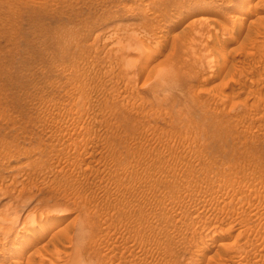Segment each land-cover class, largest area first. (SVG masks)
Returning a JSON list of instances; mask_svg holds the SVG:
<instances>
[{
	"label": "rangeland",
	"instance_id": "rangeland-1",
	"mask_svg": "<svg viewBox=\"0 0 264 264\" xmlns=\"http://www.w3.org/2000/svg\"><path fill=\"white\" fill-rule=\"evenodd\" d=\"M0 264H264V0H0Z\"/></svg>",
	"mask_w": 264,
	"mask_h": 264
},
{
	"label": "bare ground",
	"instance_id": "bare-ground-1",
	"mask_svg": "<svg viewBox=\"0 0 264 264\" xmlns=\"http://www.w3.org/2000/svg\"><path fill=\"white\" fill-rule=\"evenodd\" d=\"M198 2L200 1H196L194 2L193 4L197 5L199 4ZM186 7V5L184 6ZM183 8V7H182ZM187 8V7H186ZM139 12V11H138ZM222 12V11H220ZM141 15L142 16H148V14L150 13L147 9H141L140 11ZM248 12L247 11H239L238 13H233L231 15L232 17V23H231V27L232 29L235 31V32H231L230 31V35H229V40L231 42V40L233 41V39H235V34H237L236 32L241 29V27L243 26V21L246 19V17L248 16ZM262 17V16H261ZM198 18V17H197ZM196 18V19H197ZM201 21H205V22H208V23H214V21H217L218 18H216V14H201L200 17ZM199 19V20H200ZM262 21V20H261ZM203 22V23H205ZM206 24V23H205ZM188 23H183L182 25V28H184L185 26H187ZM231 29V30H232ZM232 30V31H233ZM227 42V41H226ZM230 187V186H229ZM224 189V188H222ZM233 189V188H232ZM249 197V196H248ZM248 199V198H247ZM58 217H55L54 215H44V216H39L38 218H33V219H30L31 220V226L25 231L24 235L26 236L24 241L22 239L21 243L24 247H27L29 246L32 242H35L41 238H43L46 234V231L48 229H50L51 227H53L55 224H57V222L60 220L59 218L57 219ZM14 219V218H12ZM29 222V221H28ZM27 222V223H28ZM30 224V223H28ZM27 224V225H28ZM27 228V227H26ZM24 230V229H23ZM23 234V233H22ZM44 244V243H42ZM41 245V244H40ZM38 248V247H37ZM38 250V249H35V251ZM32 251V250H31ZM34 252V251H33ZM32 253V252H31ZM29 253V254H31ZM35 253V252H34ZM33 255V253H32ZM42 259V257H41Z\"/></svg>",
	"mask_w": 264,
	"mask_h": 264
}]
</instances>
